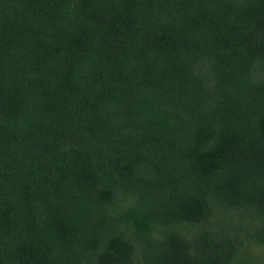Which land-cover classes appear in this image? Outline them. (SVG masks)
<instances>
[{"label": "trees", "instance_id": "obj_1", "mask_svg": "<svg viewBox=\"0 0 264 264\" xmlns=\"http://www.w3.org/2000/svg\"><path fill=\"white\" fill-rule=\"evenodd\" d=\"M0 264H264V0H0Z\"/></svg>", "mask_w": 264, "mask_h": 264}]
</instances>
